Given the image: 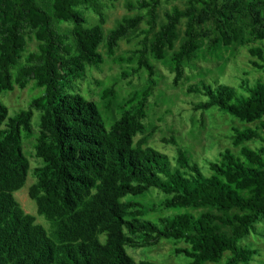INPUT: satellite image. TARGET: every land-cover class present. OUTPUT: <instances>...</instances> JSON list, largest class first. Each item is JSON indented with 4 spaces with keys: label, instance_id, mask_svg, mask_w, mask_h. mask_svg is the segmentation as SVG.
Wrapping results in <instances>:
<instances>
[{
    "label": "trees",
    "instance_id": "16d2710c",
    "mask_svg": "<svg viewBox=\"0 0 264 264\" xmlns=\"http://www.w3.org/2000/svg\"><path fill=\"white\" fill-rule=\"evenodd\" d=\"M172 1L127 2L131 15L105 31L104 0H0V93L39 91L11 116L0 102V264H153L132 253L160 242L184 245L170 253L183 264H250L257 256L241 243L264 220V81H243L238 89L204 81L188 87L206 98L193 112L215 108L245 125L233 128L237 153L226 149L210 162L209 176L175 138L160 139L171 152L151 147L156 128L147 133L145 122L157 86L150 58L163 61L171 52L177 87L186 77L184 64L205 42L212 50L240 47L264 76V0H184L183 10L173 7L159 21L158 9ZM85 11L97 15L96 24H87ZM122 42L133 49L116 57ZM106 58L134 65L123 78L146 74L143 89L109 123L80 90L86 73L100 70ZM114 86L100 96L108 112ZM32 138L41 161L33 169L23 150ZM253 141L259 145H246ZM29 176V199L47 227L15 198ZM151 191L166 211H211L153 221L136 201Z\"/></svg>",
    "mask_w": 264,
    "mask_h": 264
},
{
    "label": "rangeland",
    "instance_id": "374dc122",
    "mask_svg": "<svg viewBox=\"0 0 264 264\" xmlns=\"http://www.w3.org/2000/svg\"><path fill=\"white\" fill-rule=\"evenodd\" d=\"M103 16L106 20L104 30L112 29L116 22L125 16H130L126 8L127 2H135L136 0H117L110 3L104 0ZM106 3V4H105ZM173 7L184 9V0H173L170 4L162 5L158 9V20H163V13L171 10ZM87 24L89 26L97 23V15L94 12L85 11ZM146 26L142 25L141 29ZM184 31V26L179 28L180 35ZM258 45V43L254 44ZM31 49H35V43L30 45ZM133 44L128 45L125 42L120 43L116 52V57L122 56L127 51L133 49ZM178 44H176L177 48ZM171 52L163 61H157L150 58V63L155 67L157 86L153 91V96L149 99L147 105V120L145 126L147 133L154 127L155 133L150 139L151 147L159 152H171L170 146L164 145L160 139L175 138L177 144L186 149L191 159L198 164L204 176H209L210 162H216L220 158V154L226 149L237 153L238 149L233 148L231 137L233 128H243L237 120L229 115L219 112L217 109H209L204 112H193L194 104L206 101V98L190 94L188 87L196 86L204 81L214 87L217 85H226L238 89L243 81H247L253 85L256 81H264L261 73L255 72L249 65L250 57L245 48L218 47L215 50L209 49L206 45L199 50L195 58L185 63L186 77L177 86L172 85L173 74L170 68ZM130 67L127 65H118L112 59H105L104 65L100 70H89L86 73L84 82L80 84L82 94L95 102L105 119L109 117H118L120 107L135 92L140 91L144 87L146 74L140 73L138 77L123 78L122 73L128 72ZM114 86L116 98L113 102L112 110L105 111L104 102L101 101V93L103 90ZM39 94V91L31 92L29 88L18 90L17 88L8 94L0 93V102L9 110V115H14L19 110L27 108L31 100ZM33 126L37 124V117L33 119ZM248 127V126H246ZM253 127V126H249ZM36 133V132H35ZM34 133V134H35ZM262 133V131H261ZM138 140V139H136ZM34 139L23 142V150L33 169L41 165V161L35 159L33 155ZM251 148L259 145L257 141L246 143ZM38 163H37V162ZM33 183L31 176L28 177L26 185L20 191L15 193V198L20 203L26 213L36 216L38 224H49L43 217L37 215L35 203L29 199L28 189ZM162 197L155 191L147 193L146 196L137 198L136 201L145 205L150 211L146 216L147 219L157 220L167 214L189 213L194 217L210 209H189V210H164L159 203ZM230 213V215H232ZM47 227V226H46ZM103 239V238H102ZM243 247L250 250H256L257 256L250 264H264V220L255 225V229L251 232L247 241L241 243ZM184 247L180 244L175 246L171 242H160L155 248L132 253L136 261L147 260L153 264H183V258L170 256L174 248Z\"/></svg>",
    "mask_w": 264,
    "mask_h": 264
}]
</instances>
